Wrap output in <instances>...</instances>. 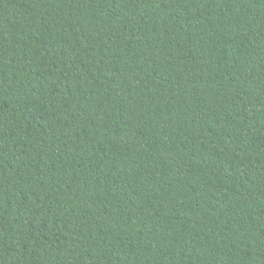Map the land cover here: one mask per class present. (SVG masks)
<instances>
[{
    "label": "trees",
    "instance_id": "obj_1",
    "mask_svg": "<svg viewBox=\"0 0 264 264\" xmlns=\"http://www.w3.org/2000/svg\"><path fill=\"white\" fill-rule=\"evenodd\" d=\"M0 264H264V0H0Z\"/></svg>",
    "mask_w": 264,
    "mask_h": 264
}]
</instances>
